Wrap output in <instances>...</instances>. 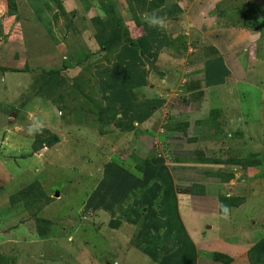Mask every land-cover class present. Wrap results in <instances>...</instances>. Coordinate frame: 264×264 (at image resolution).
Instances as JSON below:
<instances>
[{"label":"rangeland","instance_id":"374dc122","mask_svg":"<svg viewBox=\"0 0 264 264\" xmlns=\"http://www.w3.org/2000/svg\"><path fill=\"white\" fill-rule=\"evenodd\" d=\"M15 1L13 15L0 0V264H220L215 253L250 264L264 178L205 159L264 154V0L135 6L141 27L113 0L139 46L115 52L100 50V0ZM65 64L62 86L44 79ZM78 84L120 115L102 124ZM178 122L188 131L172 137ZM44 129L59 142L35 150ZM129 155L161 160L141 179ZM228 172V183L215 176ZM230 190L244 198L223 214Z\"/></svg>","mask_w":264,"mask_h":264},{"label":"trees","instance_id":"16d2710c","mask_svg":"<svg viewBox=\"0 0 264 264\" xmlns=\"http://www.w3.org/2000/svg\"><path fill=\"white\" fill-rule=\"evenodd\" d=\"M97 1H95L96 3ZM102 3L100 7V12L106 16H108V19L106 22L102 20L100 17H96L94 19V23L97 26V29L99 31V38L101 40V47L100 50L103 52H115V50L124 44H130L133 45L134 47L139 49L138 44L134 42V40L130 36V32L125 25L124 18L123 16L117 12L116 6L113 5L111 2H114L113 0H105L101 1ZM127 5L129 6L128 8L133 12L134 18L133 21L137 24V26H142V20L141 17H139L135 6H137L139 9L143 10L145 8H148V12L155 13L158 10H160V7L165 6L166 0H126ZM8 6L10 8V12H12L13 15L17 14L18 11V6L15 0H8ZM110 7V8H109ZM160 8V9H159ZM264 25V23H262ZM91 56V55H90ZM90 57L86 56L84 60H79L77 62L78 65H83L88 62ZM68 69V66L65 64L62 68L58 69H52L49 72H44V79L49 80V81H56V86L59 87L62 86L63 83H65V78L66 74L64 73ZM14 71L18 72L17 69H5V71ZM47 77V78H46ZM44 80V81H46ZM264 82L262 81V84ZM77 87H79L80 95L87 97L89 100V106L93 107L96 106V112H98V117L99 121L102 122V124L107 123L110 124L111 120H114L120 115V110L119 107L116 105H110L106 108H102V103L99 99H94L92 96H89L87 91L83 89L81 84H78ZM40 93V92H39ZM42 95V94H41ZM199 96V95H198ZM58 100L65 101L66 95H63L62 93H59L58 95ZM220 106L215 107L214 109L210 110V118L211 120L214 121L215 125L219 126V123L217 122L218 117L220 116L219 112ZM106 114V115H104ZM107 120V121H106ZM212 122V121H211ZM189 128V123L188 122H178V123H170L166 126L167 131L171 134L172 137L176 136V134L180 133H185L188 131ZM37 137L36 140L33 144V147L35 150L37 149H42L43 147H49L51 148L54 144L59 142V137L56 134H50L47 129L42 131L37 132ZM177 138V136H176ZM243 153H247L248 157L245 159H235V158H228V159H219V158H208L205 159V161L209 164H215V165H233V164H238L243 166L245 169H260L259 173V178H264V154L259 152V154L253 155L250 153L252 149H242ZM127 152V151H126ZM121 159L124 157V154L120 155ZM178 157H175L174 160L175 162H179L182 159ZM186 158L188 159L187 161L194 160L192 156H188L187 154L185 155ZM128 157H134V156H127ZM135 158V163H134V170L135 173L137 174V177H140L141 179L143 178L144 175V169L145 167H150L152 166L153 163L159 162L161 159H158L156 157H149L145 158L143 161H141L139 158L138 160ZM202 159V158H201ZM119 163V162H117ZM121 164V163H120ZM181 165V164H180ZM179 165V166H180ZM176 167L178 165L176 164ZM127 168V167H125ZM207 174L210 176H214L215 173L207 171ZM218 176L223 180V182L228 183V181L231 179V174L228 172L227 174H219L216 173ZM205 187L202 185H194L193 188L190 190V192L193 195L196 196H201L204 194ZM232 197H226V196H221L220 197V204L223 206L225 209L222 208L223 214H229L231 212L232 208H237L240 206L242 203V197H239V193L236 194L233 190L229 191ZM29 191L23 192V196L25 197V194L27 195ZM43 195V194H42ZM230 195V196H231ZM28 196V195H27ZM19 197V196H18ZM14 201H17L18 198H14ZM38 200V199H37ZM46 231L41 232L44 234ZM249 257H250V264H264V239L259 241L250 251H249ZM212 260L214 262L220 263V264H233L234 260L230 256L222 253H215L212 255ZM189 261V257L187 259Z\"/></svg>","mask_w":264,"mask_h":264}]
</instances>
